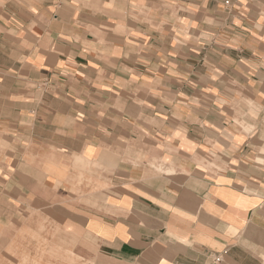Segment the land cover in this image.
Masks as SVG:
<instances>
[{"label": "crops", "instance_id": "crops-1", "mask_svg": "<svg viewBox=\"0 0 264 264\" xmlns=\"http://www.w3.org/2000/svg\"><path fill=\"white\" fill-rule=\"evenodd\" d=\"M49 224L89 264H264V0H0V250Z\"/></svg>", "mask_w": 264, "mask_h": 264}, {"label": "rangeland", "instance_id": "rangeland-1", "mask_svg": "<svg viewBox=\"0 0 264 264\" xmlns=\"http://www.w3.org/2000/svg\"><path fill=\"white\" fill-rule=\"evenodd\" d=\"M59 234L62 236L60 242H48L44 239V235L55 239ZM30 236L33 242L18 241L10 245L4 244L0 250V264H89L83 252L81 255L75 252L79 245L58 227L50 224L48 227H39L33 230ZM87 245L82 243L80 251H84Z\"/></svg>", "mask_w": 264, "mask_h": 264}, {"label": "built area", "instance_id": "built-area-1", "mask_svg": "<svg viewBox=\"0 0 264 264\" xmlns=\"http://www.w3.org/2000/svg\"><path fill=\"white\" fill-rule=\"evenodd\" d=\"M221 260H222L221 256L216 257V262H221Z\"/></svg>", "mask_w": 264, "mask_h": 264}, {"label": "bare ground", "instance_id": "bare-ground-1", "mask_svg": "<svg viewBox=\"0 0 264 264\" xmlns=\"http://www.w3.org/2000/svg\"><path fill=\"white\" fill-rule=\"evenodd\" d=\"M17 248V247H16ZM15 256V255H14Z\"/></svg>", "mask_w": 264, "mask_h": 264}]
</instances>
